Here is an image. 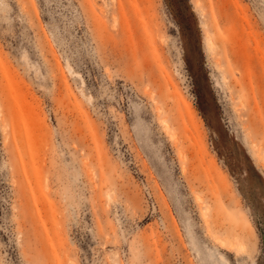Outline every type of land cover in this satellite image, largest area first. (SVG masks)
<instances>
[{"label":"rangeland","instance_id":"rangeland-1","mask_svg":"<svg viewBox=\"0 0 264 264\" xmlns=\"http://www.w3.org/2000/svg\"><path fill=\"white\" fill-rule=\"evenodd\" d=\"M0 264H264V0H0Z\"/></svg>","mask_w":264,"mask_h":264}]
</instances>
